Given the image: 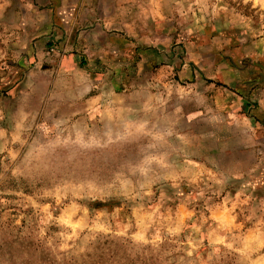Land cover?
<instances>
[{
    "label": "rangeland",
    "instance_id": "rangeland-1",
    "mask_svg": "<svg viewBox=\"0 0 264 264\" xmlns=\"http://www.w3.org/2000/svg\"><path fill=\"white\" fill-rule=\"evenodd\" d=\"M0 264H264V0H0Z\"/></svg>",
    "mask_w": 264,
    "mask_h": 264
}]
</instances>
